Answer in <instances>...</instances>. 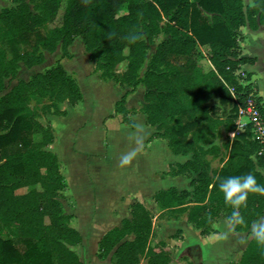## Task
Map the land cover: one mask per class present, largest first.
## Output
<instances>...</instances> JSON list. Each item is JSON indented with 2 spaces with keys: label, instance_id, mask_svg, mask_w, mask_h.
I'll return each mask as SVG.
<instances>
[{
  "label": "trees",
  "instance_id": "1",
  "mask_svg": "<svg viewBox=\"0 0 264 264\" xmlns=\"http://www.w3.org/2000/svg\"><path fill=\"white\" fill-rule=\"evenodd\" d=\"M10 1L13 7L0 10V44L5 39L11 42V57L7 58L0 48V91L5 88L4 79L15 77L19 62L28 67L40 64V52H53L57 45L66 56L68 45L77 38L101 78L131 88L144 84L140 111L146 122L163 130L173 151L193 153L189 166L201 171L194 198L197 202L207 198L208 205L197 208H208L207 220L217 216L220 209L225 210L227 218L236 211L230 224L234 230H241L264 213V194L249 193L246 201L233 209L218 187L223 178L248 173L264 185V177L255 170L251 159L254 155L256 163L264 168L259 144L250 128L234 135L228 159L214 180L204 156L216 155L218 147L203 148L220 126L227 131L235 127L236 113L221 119L208 106L217 94L225 102L229 98L224 82L233 89L231 112L244 106L247 95L252 93L264 119L254 87L238 83L234 74L240 63L249 60L239 57L235 30L242 25L252 30L264 25V0H251L245 7L242 0H42L46 14L43 20L30 14L25 0ZM122 6L125 11L118 14ZM60 9L58 25L44 31V23L53 22ZM160 35L164 38L155 45L140 75L149 43ZM16 44L30 49L20 52ZM205 44L215 69L207 73L198 63V45ZM122 61L125 67L118 71L116 66ZM125 95L115 103V112L132 125L123 107ZM80 99L76 80L60 63L27 81H18L0 96V227L17 224L19 231L18 235L0 232V264H83L69 248L80 244L81 236L69 225V215L59 201L64 188L59 163L45 149L53 140L52 131L48 123L39 121L41 114H64L62 102L73 104ZM210 182L212 192L207 197ZM30 186L35 187L20 192ZM164 195L166 204L179 202L173 192ZM164 245L153 241L150 212L136 203L131 207L130 219L102 235L96 256L102 259L112 252L115 264H140L141 257L146 264H168L170 255ZM248 250L253 253L248 264H264V244L254 237Z\"/></svg>",
  "mask_w": 264,
  "mask_h": 264
},
{
  "label": "crops",
  "instance_id": "2",
  "mask_svg": "<svg viewBox=\"0 0 264 264\" xmlns=\"http://www.w3.org/2000/svg\"><path fill=\"white\" fill-rule=\"evenodd\" d=\"M250 2L251 0H242L244 7ZM12 6L14 3L10 0H0V10ZM206 15L211 16L210 13H206ZM260 33L264 34V25L255 30L250 29L247 25H242L235 30L239 57L249 60L240 63L234 74L238 83L252 84L253 91L259 97L264 111V66H260L264 61V37L261 41ZM198 50L201 54L198 63L202 70L205 73L215 71L208 60L209 46L207 44L198 45ZM118 65H120L118 71L123 70L125 61ZM92 66L94 65L92 64ZM68 73L75 77L81 92V99L73 104L67 102L69 108L62 107L64 114H47L50 115L48 119L50 121L45 124L50 125L53 140L45 146V149L54 154L59 163L64 183L62 204L64 210L69 209L65 211L69 215V222L71 220L79 221L75 229L81 236L82 247L78 255L83 264H106L109 261L106 260L108 256L102 259L97 258L98 241L105 232L120 226L122 220L130 219L131 207L136 203L150 212L151 219L156 220L157 225L155 226L151 222V227L153 231L154 227L156 229L157 240L165 242V235L171 236L175 230L180 232L182 238L173 242L181 246L180 248H185V252L195 253L196 251V263L194 264H230L231 256L236 249L241 252L238 260V263L241 264L244 254L250 247V241L254 238L252 228L257 223H264V213L247 229L241 230L233 229L224 209H220L217 216L207 220L205 212L208 208L206 210L197 209L201 205H208L207 198L203 202H197L194 198V187L201 171H196L192 166H189L193 153L191 151H173L168 145L167 138L162 135L163 130L146 122L144 113L140 111L146 91L144 84L138 83L134 88L120 85L112 79L101 78L99 70L95 67L89 71L78 68ZM142 73L143 71L139 70V74L142 75ZM237 73H241L242 80L239 81ZM82 83L91 88L88 98L83 92ZM224 85L230 93L228 84L224 82ZM9 89L1 90L0 96ZM105 92L112 93L113 106L112 111L103 117L102 123L107 125L111 120H114L122 129L124 142L116 149L117 153L111 146L110 154L108 128L105 126L103 132L99 133L103 149L95 154L97 157L90 158L95 155L85 146L86 130L84 128L87 122L85 118L87 100L93 103ZM124 93L126 95L123 107L128 111L126 117L132 125L122 121L121 114L115 112V103ZM231 97L230 93L226 102L221 99L219 94L212 98L219 99L218 105L223 106L226 103L228 109L231 108V105L233 107L235 102V99H231ZM229 99L232 102L231 105H229ZM241 107L237 108V112L229 111L227 115L221 114L220 116L212 107L214 115L221 119L236 113L233 130L227 131L223 126H220L215 136L211 137L210 142L203 145L204 149H210L211 146L218 147L216 155L207 153L204 156L209 165L208 172L213 180L228 159L234 135L244 131L248 126L250 127L247 124V117L239 114ZM222 135L226 137L224 143L220 142ZM223 151L227 153L224 159H222ZM76 157L79 158L76 159ZM70 158L74 159L73 162L70 161ZM116 158L122 159V164L120 161L117 165H110V161L114 162ZM251 159L255 163V170L264 177V168L256 163L254 155L251 156ZM216 160L218 163L215 162ZM211 186L212 182L208 186L207 197L212 192ZM167 192H173L175 197L179 198V202L166 204L164 194ZM203 224L208 228L204 226L207 229L201 233V230L198 231L197 228ZM225 230L229 232L228 237L235 238V241L234 246L222 251L219 242L223 238ZM188 236L191 237L189 240H187ZM163 249L166 251L165 245ZM93 254L95 256H92ZM169 255L172 260L173 254Z\"/></svg>",
  "mask_w": 264,
  "mask_h": 264
},
{
  "label": "rangeland",
  "instance_id": "3",
  "mask_svg": "<svg viewBox=\"0 0 264 264\" xmlns=\"http://www.w3.org/2000/svg\"><path fill=\"white\" fill-rule=\"evenodd\" d=\"M25 1L27 3L28 11L30 12V14L39 16V18L41 20L46 19V14H45V11L43 9L42 0H25ZM124 11H125V6H122L120 8V10L118 11V14H121ZM60 14H61V9L59 10L58 15L53 22L46 21L44 23L43 30L47 31V30H50L52 27L58 25L59 19H60ZM259 37H260L261 41H263L264 34L260 33ZM163 38H164V36L160 35V37L157 38V40H155L154 42L158 43ZM155 43H153V42L149 43V48L147 51L148 56H147V58L143 64V66L141 67L140 72L144 71L148 57L152 53V51H154ZM10 44H11V42L8 39L7 40L5 39L3 44H0L1 45L0 48H2L4 50V53H5L7 58L11 57V54H10L9 48H8V45H10ZM16 45H15V47H17L20 52L30 49V47L28 45H24V44H19L17 46ZM66 53H67L66 56H64L63 51L61 49V46L57 45L56 49L53 52H47V51H41L40 52V54L43 57V61L40 64L28 67V66L24 65L22 62H19L18 63V65H19L18 71H17L15 77L11 78V79H9V78L4 79L5 88L6 89L11 88L12 85H15L20 80L27 81L29 78H31V76H33L37 73H42V72L52 68L53 66H55V64H58V63H60V65L63 67V69L67 73L70 72L71 70H75L78 68L81 70H84V71H89L91 68L94 69L95 62L89 58L88 53L84 49V45L77 38H74L73 41L68 45ZM69 53H71V54H69ZM60 60L61 61L63 60V61L61 62ZM92 64L94 66H92ZM260 66L261 67L264 66V61ZM116 67H117L116 68L117 70L120 69V65H118ZM69 75L73 79H75V77L72 74H69ZM236 75L238 76L239 81L242 80L241 79L242 76H240L241 73H237ZM82 85H83V92L86 94V96L88 98L90 95L91 88H88L84 83H82ZM229 88H230V93L232 95L231 99L232 98L234 99L233 89L231 86H229ZM34 99L38 100L37 97H34ZM34 99H32V101H34ZM112 100H113V96H112V93H110V92L102 93L101 96L99 98H97L93 103L90 100H87L88 105L86 107L87 113H86V117H85L87 122H86V125L84 128L86 130L85 131V134H86V136H85L86 145L85 146H86V149L89 150L93 155H95L96 153H98L99 151H101L103 149V146H102L101 141L99 139V133L101 131L103 132V129H105V126L108 128V135H109V140H110L108 148L110 149V154L112 151V147L115 148V152H116V149L118 148V146L122 142H124V139H122V136H123L122 129L119 127V125L116 122H114V120H111L107 125H106V123L105 124L102 123L103 117H105L108 112L112 111V106H113ZM218 100L219 99H213V98L210 99L208 106L215 108L216 109L215 112L217 114H219L218 116H220L221 114L227 115V113L232 110V105H231L232 102L229 99V105H231V108L227 109L226 107H228V105L226 106V103L223 106L218 105ZM32 101H31V103H32ZM35 106L37 108L40 107V105H36V104H35ZM64 106H67L69 108L67 101H64L60 104L61 108ZM41 110H43V109H41ZM37 114H39V112H37ZM49 117H50V115L41 114L39 117V121L41 123L45 124L46 122L50 121V120H48ZM249 128H250V131H251L252 137H253V132L251 130V127H249ZM249 128H248V130H249ZM225 139H226L225 135H222L220 142L223 141V143H224ZM226 154H227L226 151L222 152V159H224L226 157ZM95 157H97V155L91 156L90 158H95ZM77 158H79V157H76V159ZM73 160L74 159L70 158V161L73 162ZM120 161L122 164V162H123L122 159L116 158V160L114 162L110 161L109 164L110 165L111 164L117 165L118 163H120ZM215 162L218 163L217 160ZM67 182H68V180H67ZM32 187H35V186L24 187L20 190V192H25V191L31 189ZM60 196L61 197H60L59 201L62 204V198L64 197L62 195V190L60 191ZM62 209H63L64 213H65V211L69 210L68 208H66L64 210L63 204H62ZM222 214H224V213H222ZM45 222H47V218H45ZM151 222H153L155 226L157 225L155 219L154 220L151 219ZM78 223H79V221H77V220H71L69 222V224L74 228L77 227ZM204 226L205 225L203 224V226L197 228V229H199L198 231L201 230L200 231L201 233L205 232V230L208 227L205 226V227H207L205 229ZM0 232L4 233L6 235H18L19 234L17 224L12 225V226H5V227L1 226ZM223 232H224L223 238L219 242V247L221 248L222 251L228 250L231 246H234V241H235V238L228 237V234H229L228 231L225 230ZM152 233H153L152 234L153 241H155V242L159 241V240H157V234H156L155 227H154V231L152 230ZM131 237L132 236H129V238H127V239H130ZM84 238H86V237H84ZM181 238L182 237L180 236V232L179 231L176 232V230L172 232L171 236L165 235V238H164V240H166L164 242L165 243V249L169 254H173L172 260L170 258L171 262L168 264H194V263H196V256H197L196 251H195V253H192L190 251L185 252V248H183V247L180 248L181 246H179L176 242H173L174 240H178ZM190 238L191 237H189L187 240H189ZM81 247H82V243L74 245V246H69V248L71 250H73L76 254H78ZM240 253L241 252L238 249H236L233 252V254L231 256L230 264H239L238 260L240 258ZM252 254L253 253L250 252V250H248V253H246L245 256L243 257V261L241 262V264H248V262H249L248 257H250ZM90 255H91V252H90ZM92 256H95V255L93 254ZM107 256L108 257L106 258V260H109V261H107L106 264H115V259H114L112 252H110ZM113 259H114V261H113ZM139 262H140V264H146V260L143 257L140 258Z\"/></svg>",
  "mask_w": 264,
  "mask_h": 264
},
{
  "label": "clouds",
  "instance_id": "4",
  "mask_svg": "<svg viewBox=\"0 0 264 264\" xmlns=\"http://www.w3.org/2000/svg\"><path fill=\"white\" fill-rule=\"evenodd\" d=\"M218 187L226 204L232 206L233 209L239 208L246 201L249 193L264 194V185L258 184L255 176L251 173L223 178ZM236 216V211H233L232 215L228 217L229 222ZM252 233L258 243L264 244V223L255 224Z\"/></svg>",
  "mask_w": 264,
  "mask_h": 264
},
{
  "label": "built area",
  "instance_id": "5",
  "mask_svg": "<svg viewBox=\"0 0 264 264\" xmlns=\"http://www.w3.org/2000/svg\"><path fill=\"white\" fill-rule=\"evenodd\" d=\"M239 114L247 117V124L251 127L253 138L259 144L260 152L264 159V119L260 114L258 104L254 100L252 93L247 95L244 106L239 109Z\"/></svg>",
  "mask_w": 264,
  "mask_h": 264
}]
</instances>
